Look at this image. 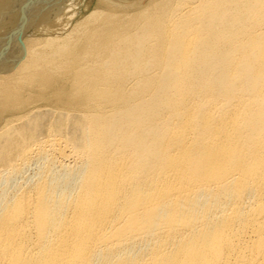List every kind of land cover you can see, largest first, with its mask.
Returning a JSON list of instances; mask_svg holds the SVG:
<instances>
[{"label":"bare ground","instance_id":"bare-ground-1","mask_svg":"<svg viewBox=\"0 0 264 264\" xmlns=\"http://www.w3.org/2000/svg\"><path fill=\"white\" fill-rule=\"evenodd\" d=\"M86 1L0 0V264H264V0Z\"/></svg>","mask_w":264,"mask_h":264},{"label":"rangeland","instance_id":"rangeland-1","mask_svg":"<svg viewBox=\"0 0 264 264\" xmlns=\"http://www.w3.org/2000/svg\"><path fill=\"white\" fill-rule=\"evenodd\" d=\"M90 1V2H89ZM97 0H87L86 1V4L89 2V6H88V8H85V5L83 6V5H81L80 6V8H79V10H78V15H77V17H75V19L73 20V24L74 23H76V22H74V21H78V20H80L81 18H83L86 14H88V12L89 11H91V10H93L96 6V4L97 3H95ZM110 3H113V4H116V5H118V6H122L123 5V7L124 8H127V9H129L130 7H132V9L133 8H138V6H142V5H147L150 1H153V0H108ZM135 5V6H134ZM80 14V15H79ZM82 16V17H81ZM80 18V19H79ZM71 27V26H70ZM69 29V28H68ZM25 34L26 33H22V34H20V36H16L15 38H19V39H22L23 37H25ZM30 93H32V92H29V93H27V94H30ZM32 105H34V104H32ZM36 105H40L39 107H53V108H55V107H57L56 105H60V104H58V103H56V102H53V101H48V100H45V99H40V100H38V101H36L35 102V105L34 106H36ZM14 111H16V109L14 110ZM6 117H10V115L9 114H5V116L3 117V118H1L0 119V127H1V124L3 125V122L5 121V120H3L4 118L5 119H7Z\"/></svg>","mask_w":264,"mask_h":264}]
</instances>
